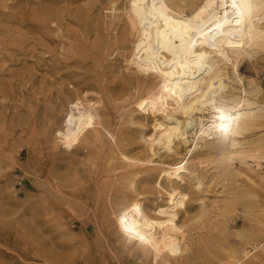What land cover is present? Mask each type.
Instances as JSON below:
<instances>
[{
    "label": "rangeland",
    "instance_id": "374dc122",
    "mask_svg": "<svg viewBox=\"0 0 264 264\" xmlns=\"http://www.w3.org/2000/svg\"><path fill=\"white\" fill-rule=\"evenodd\" d=\"M127 2L0 0V264H163L125 243L116 214L134 198L154 214L171 188L187 199L177 215L185 249L168 264H264V191L224 158L232 148L200 140L196 122L169 147L151 142L155 121L184 115L135 107L158 78L128 64ZM218 66L219 96L244 98L258 118L236 148L264 144V49L236 70ZM76 100L92 103L96 122L66 148L57 131ZM179 160L181 178L164 173Z\"/></svg>",
    "mask_w": 264,
    "mask_h": 264
},
{
    "label": "bare ground",
    "instance_id": "6f19581e",
    "mask_svg": "<svg viewBox=\"0 0 264 264\" xmlns=\"http://www.w3.org/2000/svg\"><path fill=\"white\" fill-rule=\"evenodd\" d=\"M182 1L127 2L130 33L135 38L128 64L158 78L157 88L139 96L135 107L163 114L174 110L184 115L183 122L155 121L152 143L169 147L174 138L186 132L188 125L196 122L199 139L225 141L232 149L223 153L224 158L238 159L239 174L264 191L263 142L236 148V135L258 118L246 109L248 101L244 98L226 101L218 94L224 87L218 62L230 63L236 70L241 56L250 50L264 49V0H192L189 5ZM82 104L76 100L70 105L63 127L57 131L66 148L74 146L95 126L92 103ZM163 171L181 178L188 166L186 161L179 160ZM186 199L185 192L171 188L166 202L157 206L154 214H148L138 199L125 203L116 214V225L125 243L142 253L152 252L154 261L159 258L163 264H168V258L178 257L185 245L177 215ZM239 232L246 245L256 240L250 230ZM249 251L245 249L243 257Z\"/></svg>",
    "mask_w": 264,
    "mask_h": 264
}]
</instances>
